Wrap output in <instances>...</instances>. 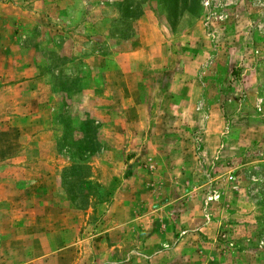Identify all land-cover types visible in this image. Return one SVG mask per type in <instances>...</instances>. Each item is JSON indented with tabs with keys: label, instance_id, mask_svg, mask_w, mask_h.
Returning <instances> with one entry per match:
<instances>
[{
	"label": "rangeland",
	"instance_id": "obj_1",
	"mask_svg": "<svg viewBox=\"0 0 264 264\" xmlns=\"http://www.w3.org/2000/svg\"><path fill=\"white\" fill-rule=\"evenodd\" d=\"M0 37V264H264V0H0Z\"/></svg>",
	"mask_w": 264,
	"mask_h": 264
},
{
	"label": "crops",
	"instance_id": "obj_2",
	"mask_svg": "<svg viewBox=\"0 0 264 264\" xmlns=\"http://www.w3.org/2000/svg\"><path fill=\"white\" fill-rule=\"evenodd\" d=\"M0 41H1V37H0ZM6 56V55H4ZM9 57V56H8ZM12 137H14V134L11 133V136H9L8 134L6 135H0V141L3 142V143H7V148L11 147V152L15 151L16 148H15V145L14 144H9V141H12V140H16V139H11ZM10 139V140H8Z\"/></svg>",
	"mask_w": 264,
	"mask_h": 264
}]
</instances>
